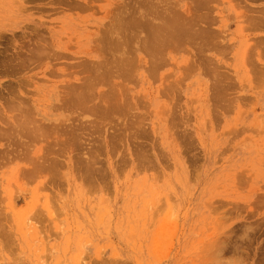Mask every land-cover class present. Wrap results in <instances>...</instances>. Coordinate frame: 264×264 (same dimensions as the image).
<instances>
[{
    "label": "rangeland",
    "instance_id": "rangeland-1",
    "mask_svg": "<svg viewBox=\"0 0 264 264\" xmlns=\"http://www.w3.org/2000/svg\"><path fill=\"white\" fill-rule=\"evenodd\" d=\"M128 1L0 0V264H264V0Z\"/></svg>",
    "mask_w": 264,
    "mask_h": 264
},
{
    "label": "bare ground",
    "instance_id": "bare-ground-1",
    "mask_svg": "<svg viewBox=\"0 0 264 264\" xmlns=\"http://www.w3.org/2000/svg\"><path fill=\"white\" fill-rule=\"evenodd\" d=\"M126 1H127V0H126ZM129 1L131 2V0H129ZM129 1H128V2H129ZM145 1H146V0H145ZM145 1H143V2H145ZM150 1H151V0H149V2H150ZM162 1H163V0H162ZM162 1H161V2H162ZM172 1H173V0H172ZM204 1H205V0H204ZM75 2H76V1H75ZM128 2H127L126 5H125V3H123L122 6H124V8H123V9H120V15L118 16V19H117V20H116L117 17H116V14H115V17H116L115 20H116V22H113V21L110 22V25H111L110 32H108V29H107L106 32L108 33V35L106 34L107 37L104 36L105 38H104L103 41H105V40H109V41L115 42V41H116L115 39L117 38V41H116V42L118 43V42H119L118 40H122V39H123L122 41L119 42V43H120L119 46L121 47V42L125 43V41L128 40V39H127V38H128L127 36L132 35L131 32L133 33L134 28H140V29H142V30L145 29V33H146V31H147L146 29L150 28L151 32H150V33H147V34H144V35H146L148 38H149V36H150L151 40H150V38H149V39L146 38V40H147V41L149 40L148 42L151 43V44L154 43L156 40H157V41H156V43H157V42L160 41V40L163 41V40H166V39L169 40L170 38H172V37L167 36V35H166L167 33L164 34V35L162 34V35L160 36V33H158V31L160 32V29H159V28L161 27L162 24H163V25H165V24L162 23L163 21H161V23H160L161 25H160L159 28H158V25L155 26V24H156L158 21L155 22V23L153 24V22H154L155 20H152V19H154V18H148V17L150 16V15H149L150 12L143 11V10H141V8H140V7H141L140 2L142 3V0H139L138 2L136 1L135 3L133 2V3H134L133 5H131V3H128ZM146 2H147V1H146ZM158 2H159V1H158ZM161 2H160V3H161ZM163 2H164V1H163ZM76 3H77V2H76ZM151 3L154 5V2H150V4H151ZM194 3H195V1H194ZM204 3H206V2H204ZM142 4H143V3H142ZM146 4H147V3H146ZM198 4H199V3H198ZM147 5H148V4H147ZM147 5H146V6H147ZM153 5H152V6H153ZM158 5H159V4H158ZM201 5H202V7H203L204 4L202 3ZM143 6H145V4H143ZM156 6H157V5H156ZM170 6H171V5H170ZM150 7H151V6H150ZM150 7H149V8H150ZM157 7H158V6H157ZM162 7H163V6H162ZM174 7H175V5H174ZM199 7H200V5H199ZM143 8H144V7H143ZM154 8L156 9V7H154ZM165 8H167V7H165ZM200 8H201V7H200ZM146 9H148V7H147ZM170 9H172V8H170ZM173 9H175V8H173ZM189 9H190V8H189ZM148 10H149V9H148ZM150 10H151V8H150ZM152 10H153V9H152ZM152 10H151V11H152ZM158 10H159V9H158ZM163 10H164V9H163ZM165 10H167V9H165ZM165 10H164V11H165ZM168 10H169V9H168ZM168 10H167V11H168ZM117 11H118V10H117ZM117 11H116V12H117ZM160 11H161V9H160ZM174 11H175V10H174ZM189 11H190V10H189ZM162 12H163V11H162ZM170 12H171V11H170ZM176 12H177V10H176ZM176 12H175V13H176ZM159 13H160V12H159ZM172 13H173V11H172ZM175 13H173L174 16H173L172 14H168V15L173 16V19H174V18H175ZM148 15H149V16H148ZM166 15H167V14H166ZM166 15H165V16H166ZM176 15H177V14H176ZM159 16H161V15H159ZM159 16L156 15V17H157L156 20L159 19V21H160ZM162 16H163V14H162ZM179 16H181V15H179ZM182 16H183V15H182ZM150 17H151V16H150ZM168 17H170V16H168ZM168 17H167V18H168ZM205 17H206V16H205ZM167 18H166V19H167ZM171 18H172V17H171ZM171 18H169V20H170ZM112 19L114 20V17H113ZM189 19H190V18H189ZM115 20H114V21H115ZM186 20H187V21H190V20H188V19H186ZM192 20H193V19H192ZM204 20H205V19H204ZM207 20H208V19H207ZM183 21H184V20H183ZM112 22H113V23H112ZM176 22H177V20H176ZM185 22H186V21H185ZM177 23H178V22H177ZM177 23H176V24H177ZM182 23H183V22H182ZM196 23H197V22L195 21V24H196ZM108 24H109V23H108ZM178 24L181 25L180 23H178ZM178 24H177V25H178ZM187 24H188V23H187ZM163 25H162V26H163ZM174 25H175V24H174ZM177 25H175V26H177ZM185 25H186V23H185ZM185 25H184V26H185ZM187 26H188V25H187ZM189 26H190V24H189ZM109 27H110V26H109ZM155 27H156V29H155ZM165 27H166V28H169V29L164 28V29H165V32H166V30H167V31H168V30L170 31L172 28L175 29V27L173 26V23H170V22L168 23V27H167L166 25H165ZM182 27H183V26H182ZM161 28H163V27H161ZM170 28H171V29H170ZM185 28H186V27H185ZM185 28H184V29H185ZM189 28H191V26H190ZM127 29H128V30L130 29L131 32L129 31L130 35L125 36L126 33H125V35H124L122 31L126 32ZM158 29H159V30H158ZM180 29H183V28L180 27ZM180 29H178V30H180ZM187 29H188V27H187ZM105 30H106V29H105ZM135 30H136V29H135ZM175 30H177V28H176ZM185 30H186V29H185ZM203 30H204V29H203ZM136 31H137V30H136ZM171 31H172V30H171ZM180 31H181V30H180ZM190 31H192V30H190ZM190 31H189V32H190ZM204 31H205V30H204ZM103 32H104V34H105V31H103ZM138 32H139V31H138ZM142 32H143V31H142ZM202 32H203V31H202ZM127 33H128V32H127ZM136 33H137V32H136ZM177 33H178V32H177ZM185 33L187 34L188 32H185ZM193 33H194V32H193ZM204 33H206V32H204ZM207 33H208V31H207ZM134 34H135V31H134ZM137 34H138V33H137ZM149 34H151V35H149ZM178 34H180V33H178ZM165 35H166V36H165ZM168 35H169V34H168ZM183 35H184V34H183ZM188 35H189V34H188ZM190 35H191V34H190ZM197 35H198V34H197ZM203 35H204V34H203ZM208 35H209V34H208ZM208 35H207V36H208ZM210 35H211V37H212V32H211ZM102 36H103V35H102ZM102 36H101V37H102ZM135 36H138V35L135 34ZM141 36H143V35H141ZM159 36H160L161 38H159ZM162 36H165V38L162 39ZM191 36H192V35H191ZM132 37H133V36H132ZM132 37H130V38L132 39ZM166 37H169V39L166 38ZM183 37H186V36H183ZM183 37H182V38H183ZM205 37H206V36H205ZM209 37H210V36H208V38H209ZM102 38H103V37H102ZM108 38H109V39H108ZM134 38H135V37H134ZM140 38H142V37H140ZM144 38H145V37H144ZM186 38H187V37H186ZM188 38H191V37L188 36ZM192 38H193V37H192ZM208 38H207V40L209 41ZM212 38H213V37H212ZM98 39H100V38H98ZM137 39H139V37H138ZM142 39H143V38H142ZM205 39H206V38H205ZM210 39H211V38H210ZM114 40H115V41H114ZM124 40H125V41H124ZM133 40H134V39H133ZM133 40H131V41H133ZM135 40H136V39H135ZM140 40H141V39H140ZM167 40H166V42H167ZM172 40H174V37H173V39H170L169 42H171ZM179 40H181V39L179 38ZM207 40H204V41L206 42ZM100 41H101V39H100ZM137 41H138V40H137ZM137 41H136V42H137ZM147 41H146V42H147ZM161 41H160V42H161ZM175 41H177V40H175ZM181 41H182V40H181ZM105 42H106V41H105ZM105 42H104V43H105ZM133 42H134V41H133ZM133 42H132V43H133ZM140 42H143V43H140V45L142 44L141 46H143V44H144V45L146 44V46H148V49H149V46H150L151 44L149 45L148 43H145L144 39H143V41H140ZM163 42H164V41H163ZM210 42H211V41H210ZM101 43H102V42H101ZM104 43L102 44V45H103V46H102L103 48H104ZM106 43H108V42H106ZM123 43H122V45H124ZM128 43H131V42L128 41L127 44H128ZM138 43H139V42H138ZM138 43H137V44H138ZM156 43H155V45H156ZM172 43L175 45V43H174L173 41H172ZM208 43H209V42H208ZM133 44H134V43H133ZM163 44H164V43H163ZM167 44H168V43H167ZM167 44H165V45H167ZM169 44H170V43H169ZM177 44H178V43H177ZM112 45H113V44H112ZM158 45H160L159 42H158ZM109 46H110V45H109ZM124 46H125V45H124ZM128 46H129V48H133L132 46L130 47V45H128ZM141 46H140V47H141ZM152 46H154V45L152 44V45L150 46L151 48H150L149 50H151V49L153 48ZM161 46H162V45H161ZM168 46H169V45H168ZM170 46H171V45H170ZM106 47H107V46H106ZM110 47H111V46H110ZM122 47H123V46H122ZM126 47H127V46H126ZM140 47H138V48H140ZM163 47H165V46H163ZM166 47H167V46H166ZM112 48H114V46H112ZM115 48H116V47H115ZM129 48L127 47L128 50H130ZM144 48H145V46H144ZM157 48H158L157 46H156V47L154 46V50H156ZM109 49H111V48H109ZM109 49H108V50L105 49V51H110ZM121 49H122V48H121ZM141 49H142V48H141ZM148 49H147V50H148ZM158 49H162V47H161V48H158ZM158 49H157V50H158ZM113 50H114V49H113ZM113 50H112V51H113ZM116 50H117V49H116ZM125 50H126V49H125ZM128 50H126V53H128V52H127ZM134 50H135V48H134ZM142 50H143V49H142ZM147 50H145V51L148 52L149 50H148V51H147ZM163 50H164V49H163ZM163 50H162V51H163ZM112 51H111V52H112ZM114 51H115V50H114ZM114 51H113V52H114ZM117 51H119V50H117ZM130 51H131V50H130ZM145 51H144V52H145ZM151 51H152V50H151ZM158 52H159V51H158ZM119 53H120V55H119V58H118V59H121V53H122V52L120 51ZM124 53H125V52H124ZM131 53H132V52H131ZM152 53H154V51H153ZM156 53H157V51H156ZM110 54H111V53H110ZM149 54L152 55L151 53H149ZM161 54H162V53H161ZM114 55H115V53H114ZM129 55H130V54H129ZM129 55H127V56L130 57ZM134 55H136V51H135L134 54H132L133 58L136 57V56H134ZM150 55H149V56H150ZM159 55H160V54H159ZM111 56H112V55H111ZM127 56H126V55L124 56V57H126V58H125L126 60L124 59L123 56H122L121 61L118 60V59H115L116 61L118 60V62H120V63H118V62L115 63V64H117V72H118L117 74H118V76L120 75V73H121V76H124V74L122 75V73H126V72L128 71V69H129L130 64H132V62L134 61V59H133V61L129 64V61H131V60H129V59L127 58ZM132 56H131V57H132ZM152 56H153V55H152ZM156 56H158V55L156 54ZM116 57H117V56H116ZM153 57H154V56H153ZM153 57H152V58H153ZM111 58H113V57H111ZM114 58H115V57H114ZM154 59H155V57H154ZM111 60H113V59H111ZM115 60H113V61H115ZM128 60H129V61H128ZM108 62H109V61H108ZM156 62H157V60H156ZM105 63H106V62H105ZM111 63H112V62H111ZM135 63H136V62H135ZM107 64H108V63H107ZM118 64H119V65H118ZM134 65H135V68H137V67H136V64H134ZM153 65H154V63H153ZM106 66H107V65H106ZM111 66H113V65H111ZM114 66H115V65H114ZM104 67H105V66H104ZM115 67H116V66H115ZM96 68H99V67H96ZM107 68H108V67H107ZM107 68H106V69H107ZM132 68H134V67L132 66ZM138 68H139V65H138ZM134 70L136 71L137 69H134ZM138 70H139V69H138ZM95 71H96V70H95ZM107 71H108V70H107ZM113 71H114V70H113ZM109 72H112V69L109 70ZM99 73L101 74V71H100ZM112 73H113V72H112ZM112 73H111V74H112ZM128 73H129V72H128ZM131 73H132V71H131ZM131 73H129V74H131ZM102 74H104V73L102 72ZM114 75H115V74H114ZM126 75H127V74H125V76H126ZM132 75H133V74H132ZM125 76H124V77H125ZM130 76H131V75L127 76V78L130 77ZM124 77H122V78L124 79ZM131 77H132V76H131ZM127 78H126V79H127ZM98 80L100 81V79H98ZM102 81H103V80H102ZM112 81H113V80H112ZM100 82H101V81H100ZM117 82H118V81H117ZM71 84H72V83H71ZM87 84H89V83H87ZM74 85H75V84H74ZM74 85H73V87H74ZM69 86H70V85L68 84V87H69ZM77 86H78V85H77ZM81 86H82V85H81ZM81 86H79V87H81ZM86 86H87V85H86ZM89 86H90V84H89ZM75 87H76V86H75ZM89 88H90V87H89ZM89 88H88V89H89ZM110 88H111V87H110ZM83 89H84V88H83ZM73 90H74V89H73ZM78 90L81 91V92H83V91L80 90L79 88H78ZM78 90H77V91H78ZM111 90H112V88H111ZM79 91H78V92H79ZM84 91H85V90H84ZM75 92H76V91H75ZM90 92H91V91H90ZM114 92H115V91H114ZM70 93H71V92H70ZM73 93H74V91H73ZM88 93H89V92H88ZM112 93H113V92H112ZM115 93H116V92H115ZM66 94H67V93H66ZM78 94H79V96H80V93H78ZM81 94H82V93H81ZM116 94H117V93H116ZM117 95H118V94H117ZM68 96H69V94H68ZM76 96H77V95H76ZM87 96H88V95H87ZM90 96H91V95H90ZM105 96H106V95H105ZM112 96H113V95H112ZM114 96H116V95H114ZM102 97H104V95H103ZM106 97H107V96H106ZM109 97L111 98V96H109ZM80 98H81V96L79 97V100H80ZM85 98H86V96H85ZM107 98H108V97H107ZM116 98H117V96H116ZM68 99H69V98H68ZM70 99H71V96H70ZM72 99H73V97H72ZM72 99H71V102H72ZM74 99H75V98H74ZM83 99H84V97H83ZM86 99H89V98H86ZM108 99H109V98H108ZM112 99L114 100L115 97H113ZM112 99H110V100H112ZM90 100H92V99L90 98L89 101H90ZM93 100H94V98H93ZM93 100H92V101H93ZM100 100L102 101L101 96H100ZM100 100H99V101H100ZM103 100H104V99H103ZM110 100H109V101H110ZM71 102H69V103H71ZM84 102H85V101H84ZM84 102H83V103H84ZM86 102H88V101H86ZM86 102H85V103H86ZM119 102H120V101H119ZM75 103H77V102L75 101ZM80 103H81V102H80ZM108 103H109V102H108ZM111 103L113 104V102L110 101V103H109L108 105H110ZM67 104H68V103H67ZM74 105H75V104H74ZM74 105H73V107H74ZM81 105H82V104H81ZM108 105H107V106H108ZM83 106H84V105H83ZM88 106H89V105H88ZM101 106H102V105H101ZM115 106H116V104H115ZM118 106H120V105H118ZM81 107H82V106H80L79 108H81ZM85 107H86V106H85ZM85 107H82L81 109H83V108H85ZM99 107H100V106H99ZM103 107H104V104H103ZM120 107H121V106H120ZM120 107H119V108H120ZM87 108H88V107H87ZM101 108H102V107H101ZM112 108H113V105H112ZM85 109H86V108H85ZM85 109H84V110H85ZM92 109H93V108H92ZM107 109H108V108H107ZM109 109H110V108H109ZM109 109H108V110H109ZM116 109H117V108H116ZM95 110H96V109H95ZM97 110H98V108H97ZM112 110H113V109H112ZM117 110H118V109H117ZM120 110H121V108L118 110V112H119ZM103 111H104V110H103ZM106 112H107V111H106ZM104 113H105V111H104ZM67 117H68V116H67ZM101 123H102V122H101ZM40 126H41V125H40ZM40 126H39V127H40ZM37 127H38V126H37ZM35 128H36V126H35ZM32 129H34V128H32ZM7 130H8V129H7ZM35 130H36V129H35ZM30 131H31V129H30ZM75 131H76V130H75ZM75 131H74V132H75ZM27 133H28V131H27ZM33 133H34V132H33ZM35 133H36V132H35ZM28 134H30V133H28ZM72 134H73V133H72ZM73 135H74V134H73ZM70 137H72V136H70ZM70 139H71V138H70ZM70 139H69V140H70Z\"/></svg>",
    "mask_w": 264,
    "mask_h": 264
}]
</instances>
